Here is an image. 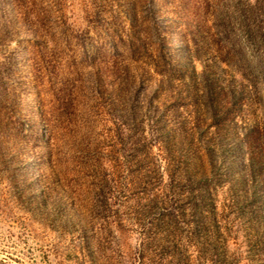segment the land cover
Returning a JSON list of instances; mask_svg holds the SVG:
<instances>
[{
  "label": "rangeland",
  "instance_id": "374dc122",
  "mask_svg": "<svg viewBox=\"0 0 264 264\" xmlns=\"http://www.w3.org/2000/svg\"><path fill=\"white\" fill-rule=\"evenodd\" d=\"M0 264H264V0H0Z\"/></svg>",
  "mask_w": 264,
  "mask_h": 264
}]
</instances>
